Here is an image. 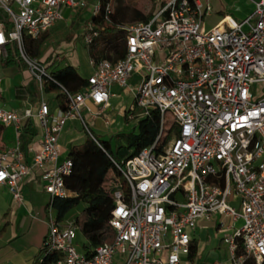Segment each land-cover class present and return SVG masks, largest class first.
<instances>
[{
    "label": "built area",
    "instance_id": "2783aa9c",
    "mask_svg": "<svg viewBox=\"0 0 264 264\" xmlns=\"http://www.w3.org/2000/svg\"><path fill=\"white\" fill-rule=\"evenodd\" d=\"M87 1L0 0V57H7V46L14 41L39 89L37 99L22 112L0 103V125L15 130L14 144L0 146V185L21 203L22 182L37 171L50 195L49 213L54 198L70 196L63 177L72 162L60 157L59 134L67 120L78 119L98 143L87 119L101 111L87 108L86 119L82 109L87 100L107 107L113 84L133 93L139 116L158 114V132L151 144L121 165L113 161L128 193L118 188L112 194L110 240L80 253L74 242L79 230L75 218L50 217L37 264L48 254L53 257L49 264H188L192 231L200 218L215 213L242 222L222 235L226 264L248 259L264 264V0H250L253 10L245 18L225 15L209 28L204 23L208 3L160 0L146 21L119 24L123 56L90 58L93 70L87 85L73 92L58 84L65 107L52 108L44 85L55 80L27 52L25 41L62 19L64 9L85 7ZM101 9L107 18L111 2L96 0L92 18ZM87 28L84 40L89 45L98 30L92 20ZM133 77L138 82L131 85ZM135 116L133 109L126 113L128 120ZM25 119H34L42 132L39 147H30V159L20 139Z\"/></svg>",
    "mask_w": 264,
    "mask_h": 264
},
{
    "label": "trees",
    "instance_id": "16d2710c",
    "mask_svg": "<svg viewBox=\"0 0 264 264\" xmlns=\"http://www.w3.org/2000/svg\"><path fill=\"white\" fill-rule=\"evenodd\" d=\"M106 1L108 0H102V2ZM109 1L112 10L107 14V18L104 17L103 9L96 17L92 18L94 28L98 30V36L87 47L90 57L96 61L103 58L115 60L124 54V30L119 27L122 22L115 19V6L112 0ZM149 1L156 6L150 7L145 13L137 9L135 11L136 21L149 19L160 2V0ZM28 42L29 39L25 41L26 46H28ZM7 51V57L4 59L6 66L16 65L20 67L23 65L14 41L7 46ZM49 72L55 82L47 81L44 85L45 92L53 94L56 104L61 108L65 107V101L64 94L58 84L73 92L79 91L87 85V78H82L71 65ZM15 96L17 99H27L29 94L24 86H19L15 89ZM126 113V111L123 113L125 121L128 120ZM158 122V114L154 111L149 116L141 117L134 125L133 131L121 134L125 146L119 145L114 151L108 140H100L97 137V134L90 127L89 123L91 124V122L89 121L87 125L98 143L84 131L85 139L69 148L66 157L71 160L72 167L70 173L65 175L63 179L65 186L71 191V195L63 199L54 198L53 201L56 199L69 203L83 202L87 204L81 215L75 217L79 231L88 242L84 245L86 250L110 240L112 229L108 226V219L113 206L112 194L118 188L122 189L125 194L128 193L125 179L113 161L121 165L125 158L137 154L143 147L151 144L158 132ZM167 125H171V120H168ZM35 126L37 124L34 119H25L22 122V141L36 134ZM127 150L129 151L126 152ZM123 152L125 153L124 156L119 157V154ZM238 244V254H240L242 252L240 240ZM196 248V242L191 241L190 251L187 254L189 260L194 259ZM52 259L53 257L49 254L45 255L41 264H49ZM243 264H254V262L248 259Z\"/></svg>",
    "mask_w": 264,
    "mask_h": 264
},
{
    "label": "rangeland",
    "instance_id": "374dc122",
    "mask_svg": "<svg viewBox=\"0 0 264 264\" xmlns=\"http://www.w3.org/2000/svg\"><path fill=\"white\" fill-rule=\"evenodd\" d=\"M204 3H208L211 7V15L205 17V27L209 28L218 19L221 18L223 13H227L235 20L241 19V14L252 10V3L250 0H201ZM96 0H88L85 7H78L68 9L69 12L64 11L63 18L58 20L56 24L49 28V34L44 39V43L39 46L40 52L48 53L49 61L54 57L56 53L63 54L66 58H75L77 60V70L81 74H85L88 67V47L84 40V35L87 32V22L92 20L91 9ZM115 10V19L119 22L126 23L136 21L135 11L140 9L142 12L156 5H152L149 0H112ZM224 11L220 13L219 11ZM39 44V43H38ZM35 49V45L29 46L27 52L34 56L39 57V48ZM39 59V58H38ZM48 62V61H47ZM45 64H48V63ZM24 66V65H23ZM25 67V66H24ZM22 67L20 74L21 80L25 85V88L29 94V98L37 99L38 84L37 81L31 77L27 69ZM131 85L138 82L137 77H133L129 80ZM117 98L111 100L110 111L113 115H100L96 118V124L101 130L97 137L100 140H108L110 142L112 150L116 151L118 146H125L124 138L121 137L122 133H129L134 130V125L142 117L138 114L141 109L133 104V93L127 91L125 88H121ZM44 97L50 106H53L54 100L52 94L44 92ZM6 108H11V104H3ZM133 109V113L136 115L133 119L125 121L123 116H119L120 109ZM134 106V107H133ZM109 119L108 124L103 123V118ZM87 119V116L84 115ZM87 122L89 123L88 119ZM90 127L91 124L89 123ZM69 128H73L75 133L83 135L80 121H70ZM39 130L40 127L38 126ZM9 136V133L5 134V137ZM70 143H66L63 147V153H66L70 147ZM127 150L126 152H128ZM124 152L119 154V157L124 156ZM53 206L50 208V195L48 193H29L25 191L24 201L22 203H15L8 195L6 191H0V227L8 222L7 227L1 232V235L7 233L17 235L11 242L15 249H20L25 246L34 245L36 242L42 244V240L48 233V220L49 218H57L60 220H70L81 215L84 208L87 207L83 202H67L54 200ZM241 221L236 222V226L241 225ZM219 236V235H217ZM76 244V250L80 253H86L84 247L87 244V240L82 233L77 230L76 238L74 240ZM218 254L221 256V261L227 263V254L225 248H220Z\"/></svg>",
    "mask_w": 264,
    "mask_h": 264
},
{
    "label": "crops",
    "instance_id": "0c3cea01",
    "mask_svg": "<svg viewBox=\"0 0 264 264\" xmlns=\"http://www.w3.org/2000/svg\"><path fill=\"white\" fill-rule=\"evenodd\" d=\"M199 1L202 2L201 0ZM252 10H253V4H252ZM64 11L65 12L67 11L66 13L69 12L68 9H64L63 13ZM251 11L241 14V17H242L241 19L245 18L249 13H251ZM219 12L223 13L224 11L220 10ZM210 15H211V11H209V13L204 16V23H205V17L210 16ZM225 15L230 16L224 12L221 18ZM220 19H218L214 24H216ZM241 19H238V20H241ZM56 22L50 28H52L56 24ZM48 34H49V29L45 31L44 33H42L36 39L26 38V40L29 39L28 46H26V49L29 48L31 43L32 45H35L36 47L35 49H37V45L38 47L41 46L44 43V39L48 36ZM38 49H39V57L37 58H39V60H41L44 64L48 61L47 62L48 64H45V65L47 66V69L49 71L60 69L66 65H71L72 67L75 68L76 72L82 78L86 79L93 70L92 66L89 63V60L91 58L89 55V52H88V55H89L88 67H87L86 73L81 74L76 68L77 60L75 58L68 59L66 58L65 55L56 53L54 57L49 61L50 56L48 55V53L50 51L41 53L40 47ZM23 65L25 66L24 63ZM23 65L20 67L16 65L6 66L4 59L0 57V80H1L0 103L7 104L8 102L11 104V109H15L18 112H22L24 106H28L35 100V99L29 98V96L27 99H17L15 96V89L17 87L19 86L25 87V85L23 84V81L21 80V74H20L21 68L24 67ZM24 68H26V66ZM121 88L122 87L116 84H113L110 87L111 95L109 98V105L107 107L101 108L99 105H96L92 103L90 100H87L86 106L83 107L82 109L83 114L88 117L89 113L87 112V108H89L92 112H97L100 110L101 111L100 115H106L105 113H107V115H111V114L113 115L114 113L110 111L111 100L119 96L120 93L118 92L121 90ZM52 97L54 100L53 94H52ZM55 106H58V105L56 104V101L54 100V104L51 107L54 108ZM124 111L127 112L128 109H125V107L123 106L120 109L119 116H123ZM100 115H96L95 117L91 119L89 118L91 122V128L96 134H98L101 131L96 124V118L97 116H100ZM72 120H77V119L67 120L58 137V142H59L60 151H61L60 152L61 158L66 157V154L68 152L67 151L66 153H63L64 152L63 147L66 143H70V145L72 146L73 144L80 143L85 139V132L83 129H82L83 135H78L77 133H75L73 128L72 129L69 128L70 121ZM103 123L104 124L109 123V119L106 116L103 118ZM37 127L38 125L35 126L36 134L32 137L26 138V140L24 141H22L23 137L21 138L22 134H20L21 145H22L23 151L25 152L26 159H30L31 152H32L30 147H32L33 149H36L39 147L42 132H41V129L38 130ZM6 133L7 134L9 133V136L5 137ZM14 142H15V130L13 126L0 125V146L1 147L11 146L14 144ZM0 191H6L9 197L13 200V198L11 197L5 185H0ZM21 191H22V202L24 201L25 191H28L29 193H34V192L46 193L43 190L42 185L39 181L37 171H33L32 174H30L28 177H26L23 180L22 185H21ZM13 201L15 203H20L15 200ZM230 203L233 204L236 202L234 200H230ZM221 221L223 223L222 224L223 226L220 225ZM7 224L8 222H6L3 226L0 227V264H37V261L39 260V258L41 257L43 253V244H44L45 238L42 240V244L38 245V242H36V244L34 245H29V246H25L20 249H15L12 246L11 242L16 238L17 235H15L14 233L11 234L10 232L7 233L6 235H3V236L1 235V232L6 229ZM235 224L236 222L233 223L230 217L222 216L217 213L213 214L210 219H206L203 217L200 218L198 220V224L196 228L191 233L192 241L196 242V246H197L196 254L193 260H189L186 257L185 258L186 262L188 264H217L218 261H221V256L218 254V250L220 248H225L226 254H227L226 244L222 241V235L225 231L231 232L232 227L236 226ZM223 227H224V230H222Z\"/></svg>",
    "mask_w": 264,
    "mask_h": 264
}]
</instances>
